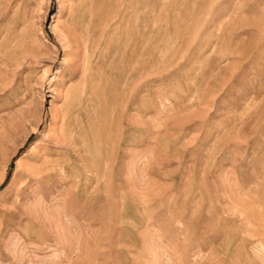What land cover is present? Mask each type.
Masks as SVG:
<instances>
[{
  "label": "rangeland",
  "instance_id": "obj_1",
  "mask_svg": "<svg viewBox=\"0 0 264 264\" xmlns=\"http://www.w3.org/2000/svg\"><path fill=\"white\" fill-rule=\"evenodd\" d=\"M263 104L264 0H0V264H264Z\"/></svg>",
  "mask_w": 264,
  "mask_h": 264
},
{
  "label": "bare ground",
  "instance_id": "obj_2",
  "mask_svg": "<svg viewBox=\"0 0 264 264\" xmlns=\"http://www.w3.org/2000/svg\"><path fill=\"white\" fill-rule=\"evenodd\" d=\"M146 1V0H145ZM153 1V4L154 5H157V3H158V0H152ZM143 3H144V1H143ZM175 6H176V4H175ZM172 8H174V7H172ZM159 12V11H158ZM142 15V14H141ZM161 15V14H160ZM146 16H148V13L147 12H145L144 14H143V19H145V20H147L146 19ZM161 16H163V14L161 15ZM165 18V17H164ZM162 19V18H161ZM157 20V19H156ZM217 22V21H216ZM230 24V23H229ZM144 27L146 28V29H144L143 30V32H142V38L143 39H146V40H144V41H142V42H140L139 44H137L136 46H135V48H133L134 49V54L136 53V55L138 54V53H140L141 55H144V54H147L148 53V51L150 50V45H151V43L149 42V35H150V32H149V30H148V28H147V23L144 25ZM136 28V27H135ZM156 29V28H155ZM223 30V29H222ZM149 34V35H148ZM217 41H219V40H217ZM221 42V41H220ZM137 43V42H136ZM227 45V44H226ZM133 51V50H132ZM150 55V54H149ZM132 56V55H131ZM153 59V58H152ZM228 67V66H227ZM219 68V67H218ZM140 71V70H139ZM144 71V70H143ZM217 71V70H216ZM219 77V76H218ZM217 77V78H218ZM217 80H219V79H217ZM144 90V89H143ZM139 101H140V99H139ZM264 105V104H263ZM263 114V113H262ZM133 131H135V129L133 130ZM78 143V142H77ZM64 168V167H63ZM67 170V169H66ZM66 187H67V185H66ZM70 189H71V187H70ZM98 190V189H97ZM112 190V189H111ZM110 190V191H111ZM110 193V192H109Z\"/></svg>",
  "mask_w": 264,
  "mask_h": 264
}]
</instances>
